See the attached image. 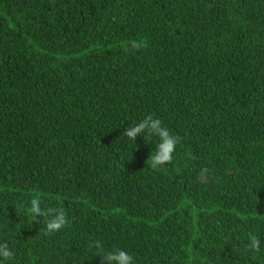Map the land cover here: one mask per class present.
I'll return each instance as SVG.
<instances>
[{"label": "trees", "instance_id": "trees-1", "mask_svg": "<svg viewBox=\"0 0 264 264\" xmlns=\"http://www.w3.org/2000/svg\"><path fill=\"white\" fill-rule=\"evenodd\" d=\"M148 115L180 138L157 169L158 137L122 136ZM0 243L2 264H264V0H0Z\"/></svg>", "mask_w": 264, "mask_h": 264}, {"label": "clouds", "instance_id": "clouds-1", "mask_svg": "<svg viewBox=\"0 0 264 264\" xmlns=\"http://www.w3.org/2000/svg\"><path fill=\"white\" fill-rule=\"evenodd\" d=\"M131 44L135 49H140L144 46L143 42L135 40L132 41ZM140 135H143L147 141L148 138L152 136H156L159 139V143L156 145L155 154H151L146 161V164L149 167L157 169L173 161V154L176 150L177 144L180 142V138L164 127L161 119L154 117L153 115H148L140 122L126 128L122 134L123 137L133 141H135ZM189 155L191 156V154ZM211 174V170L204 167L200 169L198 178L206 180ZM27 212L32 216L33 221H36V218L40 216L48 217L45 229L46 234L58 232L65 228L69 223L68 216L62 207L42 209L38 198L31 199ZM93 246L100 248L103 251V246L100 241H94ZM247 247L249 250L259 251L261 248L260 238L257 235L249 233V243ZM14 255V252L6 243H0V264H2L3 261L12 260ZM101 260L102 264H104V262H106V264H134L133 256L126 250L120 248L105 251Z\"/></svg>", "mask_w": 264, "mask_h": 264}]
</instances>
